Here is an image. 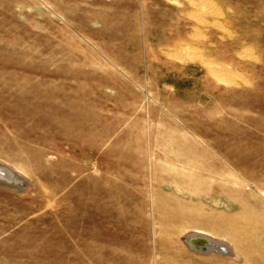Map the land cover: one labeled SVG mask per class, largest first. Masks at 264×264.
I'll return each instance as SVG.
<instances>
[{"label":"rangeland","instance_id":"1","mask_svg":"<svg viewBox=\"0 0 264 264\" xmlns=\"http://www.w3.org/2000/svg\"><path fill=\"white\" fill-rule=\"evenodd\" d=\"M0 167V264H264V0H0Z\"/></svg>","mask_w":264,"mask_h":264},{"label":"bare ground","instance_id":"2","mask_svg":"<svg viewBox=\"0 0 264 264\" xmlns=\"http://www.w3.org/2000/svg\"><path fill=\"white\" fill-rule=\"evenodd\" d=\"M0 176H2L4 174V176L8 179V180H21V178H19L15 172H13L12 170H10L7 167H0ZM188 243L191 245V247H197V249H202L203 251L206 250V248H216L214 247L216 244L221 246L223 249H225L226 251H230L228 246L225 244H220L217 243L215 241H213L212 239H209L208 237H204V236H199V235H192L190 236L188 239ZM201 240V241H199ZM213 243H216L215 245H213Z\"/></svg>","mask_w":264,"mask_h":264}]
</instances>
